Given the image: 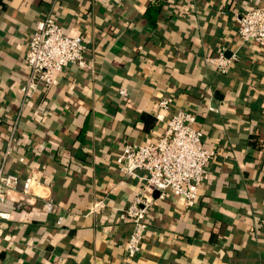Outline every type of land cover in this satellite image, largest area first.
Here are the masks:
<instances>
[{
	"label": "crops",
	"instance_id": "obj_1",
	"mask_svg": "<svg viewBox=\"0 0 264 264\" xmlns=\"http://www.w3.org/2000/svg\"><path fill=\"white\" fill-rule=\"evenodd\" d=\"M54 2L67 35L87 39V67L69 65L24 101L28 43ZM260 6L264 0H0V164L20 113L6 171L41 178L35 192L58 205L56 213L39 204L18 211L21 194H10L0 206L10 213L0 264H264V46L242 44L237 24V14ZM222 49L238 55L227 75L205 63ZM163 97L172 99L167 118L197 113L217 155L194 206L170 191L155 201L143 249L130 258L124 210L140 185L116 159L125 143L164 133ZM98 199L107 208L88 214Z\"/></svg>",
	"mask_w": 264,
	"mask_h": 264
},
{
	"label": "built area",
	"instance_id": "obj_2",
	"mask_svg": "<svg viewBox=\"0 0 264 264\" xmlns=\"http://www.w3.org/2000/svg\"><path fill=\"white\" fill-rule=\"evenodd\" d=\"M56 2L41 20L32 34L24 63L29 70L21 88L24 101L32 96L39 86L55 83L57 74L69 65L87 67L85 53L87 39L71 37L59 25L55 15ZM238 36L242 44L264 46V6L254 7L237 14ZM238 61L237 53L227 56L222 49L214 57H206L205 63L215 68L220 75H227L229 69ZM122 97L127 96L124 88L119 89ZM172 99L163 97L158 101L157 119L166 124L164 133L153 143L140 144L127 142L123 145L116 165L124 177H135L139 181V191L130 205L124 210L132 225L125 246L127 256L136 257L143 249L149 230L148 214L158 199L172 196L183 202L185 207L195 205L201 185L209 178L207 165L217 155L216 149L208 148L204 135L197 125V113L180 109L167 118ZM210 111H217L209 107ZM20 113L13 119L9 146L0 164V206L4 205L12 192L20 193L15 204L18 211L35 207L37 204L46 213H56L58 205L50 196L35 192L43 185V180L33 175L21 181L18 175L6 171V159L11 154L13 140L19 131ZM25 163L23 156L19 158ZM157 193V197L153 196ZM105 199L95 200L88 214L100 215L107 208ZM10 220V213L0 210V239ZM63 218L57 224L61 225Z\"/></svg>",
	"mask_w": 264,
	"mask_h": 264
},
{
	"label": "trees",
	"instance_id": "obj_3",
	"mask_svg": "<svg viewBox=\"0 0 264 264\" xmlns=\"http://www.w3.org/2000/svg\"><path fill=\"white\" fill-rule=\"evenodd\" d=\"M235 64H236V63H235ZM235 64H234L232 67H234V66H235ZM232 67L229 69L228 73L230 72V70L232 69ZM228 73H227V74H228ZM200 130H201V129H200ZM202 132H203V131H202ZM203 135H204V134H203Z\"/></svg>",
	"mask_w": 264,
	"mask_h": 264
}]
</instances>
